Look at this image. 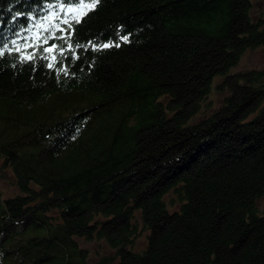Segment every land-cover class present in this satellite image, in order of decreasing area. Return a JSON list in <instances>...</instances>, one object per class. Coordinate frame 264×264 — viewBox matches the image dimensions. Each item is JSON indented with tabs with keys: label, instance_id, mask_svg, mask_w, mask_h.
<instances>
[{
	"label": "trees",
	"instance_id": "obj_1",
	"mask_svg": "<svg viewBox=\"0 0 264 264\" xmlns=\"http://www.w3.org/2000/svg\"><path fill=\"white\" fill-rule=\"evenodd\" d=\"M89 2L0 0V169L17 189L0 192V264H91V240L113 251L96 264H264V69L198 117L264 17L251 0H100L20 63L42 51L31 27Z\"/></svg>",
	"mask_w": 264,
	"mask_h": 264
},
{
	"label": "rangeland",
	"instance_id": "obj_2",
	"mask_svg": "<svg viewBox=\"0 0 264 264\" xmlns=\"http://www.w3.org/2000/svg\"><path fill=\"white\" fill-rule=\"evenodd\" d=\"M252 6L250 9V13L252 17H258L262 15L264 17V0H251ZM78 8L79 5L76 6H69ZM66 10L68 7L63 6ZM87 9V8H85ZM83 9L82 11H84ZM65 10H61V6H58L56 9H52L47 17L48 19L41 20L42 22H38L35 26L30 28V32L27 36L31 35V41L35 40L34 34L37 32L40 33L41 27L47 26V23L50 21H54L55 18L61 17L63 20L72 19L73 16L79 17L81 11H76L75 13L66 14ZM264 69V44L255 46L253 48H248L239 56L238 60L235 62L233 67L230 69V76H217L214 78L211 86V91H209L208 97L211 100L210 106L203 107L201 112L198 114V117L201 118L202 116L210 113L211 111L217 109L226 96L230 94L233 87V81L235 77L242 79V77H247L245 75H241L242 73L251 72L254 70L260 71ZM1 166V161H0ZM0 192L1 197H8L14 196L17 194V189L12 183V179L8 177H3L2 172L0 169ZM256 204L258 207H264V195L257 199ZM80 245L89 252V262L91 264H96L97 261L101 258L102 255L105 254H112V249L106 244L103 240H91L89 242L80 241ZM146 245V233L144 232L139 236L135 243H134V251H140Z\"/></svg>",
	"mask_w": 264,
	"mask_h": 264
},
{
	"label": "snow or ice",
	"instance_id": "obj_3",
	"mask_svg": "<svg viewBox=\"0 0 264 264\" xmlns=\"http://www.w3.org/2000/svg\"><path fill=\"white\" fill-rule=\"evenodd\" d=\"M99 3H100V0H90V2L87 3V4L80 3L78 8L68 7L66 10L63 8V5H61V10H65L66 14H71V13H75L76 11H81V16L80 17L73 16L74 21L76 23H79V22H81V17L85 14L82 10L85 9V8L94 10ZM50 7H52V6H50ZM48 18L49 17H44V19H48ZM30 19H31V17H30ZM63 23L71 24L72 21H69V20L65 19V20H63ZM39 27H41L44 32H48L49 31V29L47 27H44L43 25H40ZM58 30H60V29H58ZM34 37H35V42L30 44L29 46L33 47V48H35L37 50H42V51H40L39 56H38V53L36 51L31 52V53H27L25 55H21L18 58L21 64L26 63V62H32V61L36 60L37 58L46 59L47 57L44 56L43 54L44 53H49V54L54 53L58 46L55 45V44H52V45H49L48 47H43V45L47 44L49 39H59V38H61V37H55L54 35H49V36L41 38L39 32L34 34ZM123 39L126 40V37H124ZM12 43L15 44L16 42L12 41ZM111 46H112L111 44H103L101 47L104 48V49H107V48H109ZM116 46H119V45H116ZM93 50H96V49L94 48ZM16 51L19 52V51H21V49L19 47H17ZM0 55H3V52H0ZM60 56H63V50L60 51ZM56 59H57V57L55 55H52L51 60H50V62L48 63L47 66L49 68H53V66H54L53 62H55Z\"/></svg>",
	"mask_w": 264,
	"mask_h": 264
}]
</instances>
